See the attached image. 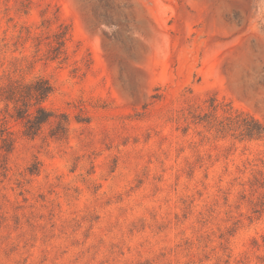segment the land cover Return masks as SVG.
<instances>
[{
  "label": "rangeland",
  "instance_id": "obj_1",
  "mask_svg": "<svg viewBox=\"0 0 264 264\" xmlns=\"http://www.w3.org/2000/svg\"><path fill=\"white\" fill-rule=\"evenodd\" d=\"M36 76L67 135L23 136L0 101V264H264V139L185 119L264 123V0H0V84Z\"/></svg>",
  "mask_w": 264,
  "mask_h": 264
},
{
  "label": "trees",
  "instance_id": "obj_2",
  "mask_svg": "<svg viewBox=\"0 0 264 264\" xmlns=\"http://www.w3.org/2000/svg\"><path fill=\"white\" fill-rule=\"evenodd\" d=\"M46 23L48 19H43L41 25ZM69 33L68 25L59 22L57 29L51 34L45 36L39 34L35 37L36 50L38 51L39 46L44 44L45 59L64 61L67 58L65 43ZM52 91V84L43 76H36L30 80L22 77L9 78L5 83L0 84V101L3 102L9 117L20 121L23 136L34 138L39 134L42 126L55 117L56 122L50 129V136L56 139L66 137L68 129L66 114L56 113L44 105V101ZM9 106L11 108L8 111ZM212 109L213 112L189 113L185 119L193 124H202L207 129H214L217 137L229 134L239 140L264 139V123L253 115L239 111L234 116L225 115L219 118L214 112L215 105ZM14 143V132L8 126L6 116H2L0 117V176L6 174L7 155L13 150ZM35 171H37L36 167L29 169L30 173ZM252 185L264 189V176L261 173L254 176Z\"/></svg>",
  "mask_w": 264,
  "mask_h": 264
}]
</instances>
